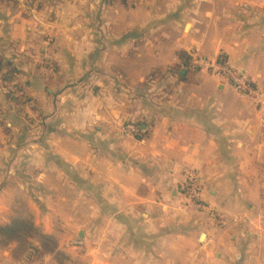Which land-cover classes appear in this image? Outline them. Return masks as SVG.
Listing matches in <instances>:
<instances>
[{"label": "crops", "instance_id": "crops-1", "mask_svg": "<svg viewBox=\"0 0 264 264\" xmlns=\"http://www.w3.org/2000/svg\"><path fill=\"white\" fill-rule=\"evenodd\" d=\"M0 59V203L28 178L82 218L59 257L0 264H264V0H0Z\"/></svg>", "mask_w": 264, "mask_h": 264}, {"label": "rangeland", "instance_id": "rangeland-1", "mask_svg": "<svg viewBox=\"0 0 264 264\" xmlns=\"http://www.w3.org/2000/svg\"><path fill=\"white\" fill-rule=\"evenodd\" d=\"M188 171L194 169L189 168ZM36 187L27 178L20 186H16L21 194L23 192L19 200L5 199L0 203V225H3L0 226V249L2 246L15 258L59 257L62 251L58 246L69 249L81 241L71 227L79 223L77 225L82 230V218L62 216L64 208L61 204L39 198ZM71 255L76 256L74 253Z\"/></svg>", "mask_w": 264, "mask_h": 264}, {"label": "built area", "instance_id": "built-area-1", "mask_svg": "<svg viewBox=\"0 0 264 264\" xmlns=\"http://www.w3.org/2000/svg\"><path fill=\"white\" fill-rule=\"evenodd\" d=\"M190 66L194 69L205 70L210 74L228 79L239 91L251 95L255 98L259 97V93L253 88L251 82L241 73L230 68L227 64L220 60L211 61L202 57L198 51H194L190 54ZM2 85H9L8 82L0 80ZM9 92L18 98H22V95L16 90L15 87H8ZM262 96V95H261ZM126 134H136L138 132L137 127L134 124H128L124 127ZM187 191L186 195L191 205L197 209L202 210L203 207L200 202L201 185L198 176L194 172L187 173Z\"/></svg>", "mask_w": 264, "mask_h": 264}, {"label": "trees", "instance_id": "trees-1", "mask_svg": "<svg viewBox=\"0 0 264 264\" xmlns=\"http://www.w3.org/2000/svg\"><path fill=\"white\" fill-rule=\"evenodd\" d=\"M180 56L182 57L186 66H189L190 58L184 55H180ZM17 74L18 71L11 65V63L6 62L3 59H0V76L4 81L13 82ZM15 88L19 91H22V87L18 84L15 85ZM8 95L10 96V99H12L14 102L20 103V101L17 100V98H15L12 93L8 92Z\"/></svg>", "mask_w": 264, "mask_h": 264}, {"label": "water", "instance_id": "water-1", "mask_svg": "<svg viewBox=\"0 0 264 264\" xmlns=\"http://www.w3.org/2000/svg\"><path fill=\"white\" fill-rule=\"evenodd\" d=\"M44 1H48V0H44Z\"/></svg>", "mask_w": 264, "mask_h": 264}]
</instances>
